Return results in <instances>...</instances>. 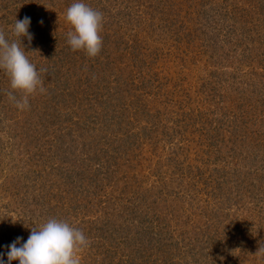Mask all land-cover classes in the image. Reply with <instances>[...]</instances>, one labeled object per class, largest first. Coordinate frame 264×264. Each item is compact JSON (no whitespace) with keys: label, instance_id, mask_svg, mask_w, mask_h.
Segmentation results:
<instances>
[{"label":"rangeland","instance_id":"374dc122","mask_svg":"<svg viewBox=\"0 0 264 264\" xmlns=\"http://www.w3.org/2000/svg\"><path fill=\"white\" fill-rule=\"evenodd\" d=\"M23 1L25 7L29 6L27 14L37 24L32 32L29 30L33 34V39L30 46L25 47L26 55L30 56L35 53L34 49L48 48L47 43L52 45L57 39H60L57 42L59 45L66 40L63 45L69 48L67 33L73 29L66 22L65 13L71 4L78 0H66L65 3L63 0ZM95 1L93 0V3ZM113 3L114 0H102L98 5L99 11L103 14L101 29L103 34H111L113 31L106 27L109 19L108 11L118 10V8H112ZM142 3L145 2L142 1ZM195 3V7L192 6ZM3 4L0 16L2 13L6 14V11H3L7 5ZM263 4L264 0H183L181 9L185 8L188 12L198 11L200 20L190 27V34L185 35L182 44L176 47L169 46L171 38L166 37L164 33L152 34L151 32L147 36L138 32L135 36L137 39H135L134 34L138 28L132 24L126 28L122 24L119 31L122 32V34L119 33L122 35L118 41L119 50H116L118 53L122 52V60H116L113 74L107 79L105 78L109 80L110 92L101 85L96 87L93 83L90 86L86 83L83 73L78 80L77 72L75 73V70L72 69L77 68V65L69 64L63 69L49 60L43 65V68L37 69L46 92L41 94L37 91L31 94L29 108L20 110L9 101L7 92L11 91L10 82L7 83L8 76L5 72L0 71V243H5L13 238L16 232L21 233L20 228L25 229L23 234L28 238L30 228H38L42 225L39 223L37 226V217L27 211L24 213V210L11 201L9 194L13 191V183L18 181L19 175H24L26 170L34 169L37 173L39 170L44 171V167L41 165L42 160L51 163L49 167L45 164L49 173L40 172L37 177H33L29 171L27 173L28 180L29 182L33 181V186L46 184L45 178L47 177L44 174L53 177L61 175L60 172L55 171L61 162L59 158H63L65 153L62 151L63 145L60 144L68 142L69 138H65L63 135L70 133L75 140L70 144V147L65 149L72 153V155L69 154V161L65 163V170L72 174L83 172L84 178L75 175L73 177L74 183H79L81 179L82 185L79 183L80 189H77L82 192V195L79 192L73 193L70 197V192L67 191L68 200L63 202V207L58 215L72 226L81 229L90 240V245L80 253L81 264H264V260L254 255L259 244L264 245V158L261 155V149L257 150L253 146L248 147L245 142L240 141L243 137L241 127L243 125L246 127L241 122V117L247 119L251 115L257 120L258 117H264ZM116 6H118L117 0ZM140 7L142 6H138L136 10L141 9ZM237 8H240V11ZM94 10L98 11V9ZM22 12L24 13L23 10H19L18 14ZM207 13L209 18L213 17L219 22L221 21V35H224V40L227 39L226 43L222 41L219 44V53L213 52L209 48L205 51L207 47L204 46V35L208 32L206 37H208V41L212 42L214 39L212 32L219 30L218 26L211 28L210 21L204 24L203 15H207ZM155 15L156 13H153L150 23H154L152 24L153 31L155 29L171 31L169 32L171 34L172 31H183V26L187 25V21L182 16L167 15L169 20H166L164 16L156 17ZM180 15L186 14L182 12ZM232 15H237L240 22H236ZM11 16L14 17V15ZM171 19L175 20V24L170 21ZM41 21L43 23H40ZM6 26L8 27L6 32L10 30L12 35L13 24ZM113 27H115L114 23ZM203 29H205V33L201 34ZM211 29L212 31H210ZM197 33L200 35L199 38H190ZM218 34L220 36V31ZM11 37L13 40L16 39L13 35ZM154 37L158 41L153 40ZM188 39H195L192 46ZM199 41L202 43L200 47L198 46ZM21 43L28 45L26 39H22ZM137 43L147 47L145 50L152 52V56L155 57L154 62L147 63L146 67L149 68V73L163 84L162 88L164 87V89H160L158 94H155L156 89L152 88L154 86H151L152 90L149 91V88L135 89L136 85L141 86L139 84L142 81V78L137 76L138 66L144 69L143 65L147 61L142 64L138 59H131L133 56L124 55L129 51L135 53L131 46L136 47ZM47 48L44 52L47 51ZM58 51L53 50L52 52L58 56ZM67 51L73 53L71 47ZM77 51L85 54L83 50L74 52ZM52 65L55 69H52ZM50 69L53 71L49 72ZM64 70L74 75L75 79L72 81L74 89L67 92L70 95H68L69 100L66 104L57 105L52 102L53 94L44 83H47V80L60 81V73H64ZM143 71L146 73L145 70ZM214 71L218 75L223 73L220 79L222 82L219 81L217 85L213 84L219 89L215 98H205L204 94L200 92V86L205 81L213 82L218 79L212 75ZM47 73L49 75H46ZM103 83L106 86L107 82ZM156 83L154 82V84ZM127 88L129 92H125L124 96L119 97V92ZM143 89H146L147 92ZM163 90L168 92L167 96L161 94ZM136 93L141 94L142 98L145 95L155 110L152 117L151 113H146L147 108L144 107V112L136 109L137 116L133 117V126L130 131L134 135L136 134V138L143 143V147L137 146L136 143L135 147H127L133 137L126 139L127 141L123 143L121 135L114 137L109 133L113 124L111 119H102L100 116V122L95 128H92L91 122L86 124L87 120L93 121L87 117L89 112L95 110V106H93L92 110L87 109L84 112L85 108L90 107L88 99L99 96L98 101L102 105L98 107L101 109L100 107L104 108L113 104L114 102L111 101L114 97L121 99V103L123 101L124 105L128 101H133L136 104L134 98ZM15 94L17 98L21 95L19 92ZM199 96L201 98H195V101H192L194 97ZM178 102L183 108L195 106L200 111L207 109L208 117L217 116L219 118L215 119L212 127L217 124L220 126L211 129V133L208 134L205 133V128H202L194 133H171L172 137L161 136L159 147L152 152L149 144L151 135L154 133L148 127L143 130L141 127L146 125V121L150 123L151 117L156 121L160 119L169 127H173L175 122L182 117L181 113L184 110L179 109ZM188 103L190 106L187 105ZM8 104L12 109L6 111ZM140 104L143 105L142 102ZM250 106L252 109L248 114ZM201 117H203V112ZM259 121L254 124L257 129L262 128V125H257L262 120ZM130 127L131 125L123 126L120 131L128 133L126 130ZM175 130L179 131L177 127ZM38 132L40 136H38ZM251 135H253L252 131ZM101 136L106 137L107 140ZM168 137L170 139L166 140ZM209 137L211 140H207ZM248 137L250 138V135ZM213 138L215 145L212 143ZM172 147H175L177 151V158L175 157L177 165L166 163L162 166V170L166 172L167 177L172 171L171 175H174L176 181L167 183L165 181L169 185L165 187L160 185V174L156 175L154 172L156 163L152 162H167V156ZM261 147H264L262 141ZM102 148L114 153L113 159L109 161L111 164L107 167L108 170L104 167L105 161L100 151ZM250 148L254 149L253 153L249 150ZM252 155H254V160L253 157H250ZM58 156L60 157L58 158ZM24 161L29 164H23ZM96 169L99 170V174L94 172ZM234 171H237L240 177L238 174L233 177ZM250 173L254 174V180ZM92 174L97 176V180L91 177ZM124 176L127 178L125 179ZM135 176L138 178L139 188L125 184L126 180L130 181ZM228 178L230 179L228 180ZM236 178L243 181L244 187H246L243 193L244 198L240 199L238 203L239 207L241 206L243 209L232 205L230 210L231 215L235 212L238 216V220H235L237 226L234 222L229 224L223 222L216 227H205L202 235L195 233L192 229L195 222L204 225L201 216L203 211L213 214V212L209 213L210 209L215 207L220 199L229 198V193L233 195L230 190L236 189V183L232 182ZM251 180L253 184H251ZM66 181L68 186H74L70 180ZM87 183L94 185L85 190L84 186ZM171 185L174 189L171 188ZM63 187L65 186L61 185V188ZM121 187H126L128 193L136 189L134 193L136 198L133 197V199L137 200L135 203L141 204L140 211L147 212L149 215L145 216L150 219L142 224L143 227L132 225L130 222L132 221L130 207L133 206L130 203L133 200L126 202L122 209L119 203L121 198L117 197ZM146 188L151 189L147 190ZM140 196H142L141 201H139ZM159 196L168 199L158 201L160 197L157 198V202L153 203L152 197ZM236 198L239 197L231 199ZM250 210L252 213L249 216ZM147 224L149 227L145 228ZM158 225L167 229L165 233L160 234L159 238L156 234ZM102 226L104 229H112L111 232L104 230ZM124 227L129 229H124ZM169 230H171L169 233L173 238V244L167 242L169 241L167 235ZM229 233L233 235L229 237ZM196 239H200V243L192 250L190 249L192 245H189L188 240L194 244ZM204 240L209 242V246L201 249L200 245Z\"/></svg>","mask_w":264,"mask_h":264},{"label":"trees","instance_id":"16d2710c","mask_svg":"<svg viewBox=\"0 0 264 264\" xmlns=\"http://www.w3.org/2000/svg\"><path fill=\"white\" fill-rule=\"evenodd\" d=\"M31 1V0H29ZM66 0H63V3H65ZM118 1V6H116V0H114V3L112 5L113 9H117L116 11L110 10L108 11V21H107V25L106 27L111 28V30L113 29L111 34H103L102 31H100V35L102 37V48L100 53L96 56V57H86V53L85 54H81L79 51L74 52L71 54V51H67L69 48L65 45H63V43L66 42L63 41V43L61 45H59L57 42L60 41V39L55 40V42L50 45V43L48 42V48L47 47H41V49H34L35 53L31 54L30 56H28V58L30 59V61L32 63H34L37 67V69L40 67L43 68V65L45 63H47L49 60L51 62H53V64H56L57 67L59 68H63L65 69V66H68L69 64H71V66L73 65H77V68H72L73 70H75V73L78 77L83 73L85 76V81L86 83H88L90 86L91 84H95L94 86L99 87V85H101V87L105 88V90H107L108 92H110V88L108 87L110 86L108 84L109 80H106L107 77H110L113 74V69H115L116 67V60H122V52H117L116 50H119V43L118 41H120V38L122 35V32H119L120 29L122 28V24L124 25V27L127 28V26L129 24L134 25V27H137L138 30L137 32L134 34V38L136 36V34H138V32H140L143 35H147L148 34H160V33H164L166 34V37L171 38V44H169V46H178L182 44V41L184 40V37H186L185 35L190 34L189 31L190 27L195 24L196 21H199L200 18L198 17V11L194 10L192 12H188L185 8H182V3L183 0H117ZM142 1H144L145 3H142ZM203 1V0H202ZM22 2V4H21ZM83 2L85 4H87L88 6H90L93 9H98V11L100 10L98 5L99 3L102 2V0H96L95 3H93V0H83ZM3 3H6V7L4 8V11H6L5 13H2L0 16V27L1 30H3L5 32L6 38L9 39L10 41L13 40V38L11 37V31L8 30L6 32V29L8 28L6 25H10L13 24L16 20H20L23 19L25 16L29 15L27 14V11L29 10V6L25 7L24 1L23 0H0V11H2V6H4ZM204 4V2H202ZM142 6L140 7L141 9H139L138 11L136 10V8H138V6ZM196 3L192 6L195 7ZM264 5V4H263ZM25 8V9H23ZM240 11V8H237ZM236 9V12H237ZM19 10H23L24 13L22 12L21 14L19 12ZM182 12H184L186 15H180ZM153 13H156V17H159V15L164 16V18H166V20L169 18L166 17L167 15L171 16V17H179L182 16L185 18V21L187 25L183 26V31H172L171 34H169V32L171 31H157V29H155V31H153V26L152 24H150L152 21L151 19L153 18ZM239 14V13H237ZM11 15H14V17H12ZM240 15V14H239ZM160 16V17H161ZM204 17V24H206L207 21H210V23L212 24L211 28L218 26L220 31V36L218 34V32H212L214 39L212 40V42L208 41V37H206V35H208V32L204 35V46H206L207 48H205V51L209 48V50L219 53L218 48H219V44L223 41L224 43H226V40H224V35H221V31H222V27H221V21L219 22L217 19L209 18L208 17V13L207 15H203ZM233 18L235 19L236 22H238V16L237 15H232ZM118 17V18H116ZM116 18V19H115ZM162 18V19H164ZM219 18H220V13H219ZM31 19V23L29 26V30L32 32V30L35 28V25H37L33 19L30 17ZM159 20H161V18H158ZM114 20V21H113ZM171 22L173 21V24H175V20L171 19ZM240 22V21H239ZM113 23L115 25V27H117V29H114L115 27H113ZM2 24V25H1ZM103 24V23H102ZM142 26V28H141ZM156 28V27H155ZM234 29V28H233ZM151 30V31H149ZM212 31V29L210 30ZM120 33V34H119ZM205 33V29H203L201 31V34ZM140 38H142V36L139 35ZM200 35L199 33L190 36L191 39L193 38H199ZM137 39V38H135ZM141 40V39H140ZM153 40H157V38H153ZM189 40V39H188ZM199 40V39H198ZM187 41V40H186ZM194 40H189L188 42L191 44L194 43ZM176 44H173L175 43ZM166 45V43H163ZM202 43H200V41L198 42V46L200 47ZM168 45V44H167ZM128 47V46H127ZM45 48H47V51L44 52ZM131 48L135 51V53H131L129 51V53H125L124 56H133L131 57V59H138L142 62V64H144L146 61V63L143 65L144 69L138 66V74L137 76H139V78L141 77L142 81L139 85L141 86H135V89L137 88L139 90L140 87L142 88H149L150 89L151 86H154L152 88L156 89L155 94H158V92H160V89H164V87L162 88L161 82L157 81L156 77H154L153 74L149 73L150 71H148V67H146V64L151 62L153 63L155 60V57L152 56V52H147L145 49H147V47L144 46H140L138 43L136 44V47L131 46ZM126 49V48H125ZM128 49H130L128 47ZM153 49H157V48H153ZM53 50H59L57 52L56 56L52 51ZM143 50V51H142ZM176 53L178 54L177 50L175 49ZM85 52V51H83ZM187 52V51H186ZM117 54V55H116ZM70 57H67V56ZM121 55V56H120ZM156 56V55H155ZM68 58V59H67ZM186 60V59H185ZM75 62H77L76 64H74ZM141 65V64H139ZM52 69H55L54 65H52ZM50 69L49 72H52L53 70ZM145 70L146 73L143 71ZM3 71V70H0ZM43 71V70H42ZM148 72V73H147ZM46 75H49L48 73ZM153 75V76H152ZM212 75L216 76L218 79L213 80V82L209 81H205L203 83H201L200 86V92L201 94H204L203 97L205 98H215L218 92V88L215 86L218 84V82H222L220 79L222 78L223 73H220V75L217 74L216 71L212 72ZM74 75H72L69 72H66L64 70V73H60V78L61 80L56 82V81H48L47 83H44L45 86L47 87L48 90L51 91V93L53 94L52 96V102H54L57 105L63 104V103H67V101L69 100V97L67 92H69V90H71L73 88L72 85V81L75 79L73 77ZM152 76V78H150ZM224 77V76H223ZM106 78V79H105ZM154 79V80H153ZM57 80H59V78H57ZM144 81V82H143ZM56 82V83H55ZM103 82H107L106 86L105 83ZM154 82H157L156 84H154ZM7 83H9V78ZM60 83V84H58ZM215 83V85H213ZM131 85V84H130ZM219 87V86H218ZM237 88H239L237 86ZM74 89V88H73ZM146 91V89H143ZM125 92L128 93L129 90L127 89H123L122 91H120V95L119 97H122L125 95ZM199 92V91H198ZM115 93L117 94V92L115 91ZM145 94V93H143ZM142 94V95H143ZM161 94L166 95L168 94V92H164V90L161 92ZM221 94V93H220ZM135 97V101L136 104L133 103V101H128V103H126L124 105L123 101L121 103V99H118L117 97H114L112 99L111 102H114L113 104H109L107 106L100 107L101 109H99L98 106H101L102 104L98 101L100 98L95 97L93 99H88L89 102L88 104H90L89 108H85L84 112L87 111V109L92 110V107L95 106V110H92L91 112L88 113V117L87 118H91V120L93 121H86V124L91 122L92 128H95L96 125L98 124V122H100L99 117L101 116L102 119H106V120H112L113 124H112V128L111 131L109 133H111L114 137H117L119 135L122 136V141L123 143L125 141H127L126 139H129L131 137H133L132 141L129 142L127 147L130 146H134L135 147V143L138 144L137 146L139 147H143V143L141 141L138 140V138H136V134L134 135L130 129L132 128V124H133V117L134 115L137 116L136 114V109H139L140 111L144 112V107L147 108L146 109V113H153L155 112V110H153V105H150L151 101H148L147 98H145V95H143V98L141 97V94L136 93L134 95ZM159 96V95H157ZM85 98H88L87 96H85ZM195 98H201L199 97H194V99L192 101H195ZM142 102V106L139 103ZM175 104V103H174ZM150 107H148V106ZM177 105L179 106V109L182 111L181 115L182 117L177 120L175 122V125L173 127H169V125L167 123H165L162 120H158L156 121L153 117L149 119L150 123L148 121H146V125L142 126L141 129H151L152 133H154L153 135H151L150 138V148L151 151H155L157 149V147H159V142L161 141V136H171V133H178V134H182V133H194L197 130H200L202 128H205V133H211V129H215L216 127H219L220 125H216L212 127V124L214 123L215 119L218 120L219 118H217V116H212V117H208L206 115V113H209V111L207 109H203V111L197 110V108L194 107H186L183 108V106H181V103H177ZM189 105V103L187 104ZM7 106V110L9 111V109H12L11 107H9V104L6 105ZM113 106V107H112ZM175 106V105H174ZM190 106V105H189ZM112 107V108H109ZM57 108V106H56ZM251 109L252 107L250 106L249 112L248 114L251 113ZM203 112V117H201ZM212 112V111H211ZM264 116V114H263ZM259 119L257 120L256 117H253L251 115L248 116V118H243L241 117V122L244 123L246 125V127H244V125L241 127L243 134H242V138L240 139V141H243L246 143V146H253L255 147L257 150L261 149V152L264 158V147H261V141L264 145V117H258ZM261 122H260V121ZM259 121L260 123H258L257 125H262L261 129H257L254 124ZM53 122V121H52ZM217 122V121H216ZM24 124V123H23ZM53 124V123H52ZM51 124V125H52ZM150 124V125H149ZM127 125H131L130 128H128L126 131L128 133H125L124 131H120V129L124 126L126 127ZM177 127V129L179 131H176L175 128ZM212 127V128H211ZM46 130V129H45ZM251 131L253 133V135H251ZM38 136H40L39 132L37 133ZM160 134V136H159ZM250 135V138L248 137ZM159 136V138H157ZM166 136V137H167ZM63 137L65 138H69L68 142H61L60 145H63V152H65L63 154V158H61L60 156H58L59 160L61 161L57 167L55 168L56 172H60L61 175L58 174V176H51L49 174H44L47 178H45L46 184H35L33 186V181L31 180L29 182L28 177L29 175L27 174L29 171L30 173L33 175V177H37L39 175V173H45L48 172V168L46 167V165L49 167L51 166V163H48L47 160H42L41 165L44 167V171L39 170V173L35 172L34 169L31 170H26V172L24 173V175H19L20 179H24L22 182H20L19 180L14 182L12 185L13 191H11L10 198L11 201H13L15 204H17V206L19 208H21L22 210H24V213L27 211L29 212V214H31L32 216H36L37 217V221H36V225L38 226L39 223H45L49 218H55L58 220H63V218L59 215L58 213L60 212L61 208L63 207V202L66 201V199L68 200L67 197V191L70 192V197L73 193H79L80 190H78L77 188L80 189V185L79 183L82 185L81 179L79 183H74L73 181V177L75 176H80L81 178H84V174L83 172L81 173H76V174H72L71 172L66 171L65 169V163H67L69 161V154L72 155L70 150H65L67 149V147H70V144L74 143L75 138L70 135V133H65V135H63ZM166 138V140L170 139V138ZM101 138L106 139V137L101 136ZM104 140V141H105ZM207 140H211V137H209ZM212 143L215 145V141L214 138L212 139ZM258 145L259 147H257L256 145ZM163 148V147H162ZM75 150V149H74ZM252 153L253 150H251V148L249 149ZM102 153V158L105 161V169L108 170V166L111 164L109 161L113 159V152H110L107 149L102 148L101 150ZM177 151L175 147H172V150L170 151V153L167 156V162L165 161H153L152 163L155 164L156 163V168L154 170V172L156 173V175L160 174V182H161V186H169L166 183L169 181H176L174 178V175L172 174V171L168 174L169 176L167 177L166 172L164 170H162V166L164 164H173L174 166L177 165V159H175ZM73 155H75L73 153ZM255 155V154H254ZM254 155L250 156L251 158L253 157L254 160ZM32 157V156H31ZM75 157V156H74ZM30 161V160H29ZM108 161V163H107ZM26 163V164H25ZM25 165H28L29 162L24 161ZM37 165V162L35 163ZM46 164V165H45ZM34 165V163H33ZM22 166V165H21ZM54 166V164H53ZM114 170V169H113ZM175 171V170H174ZM94 172H97L98 174L100 173L98 169L94 170ZM49 173V172H48ZM54 173V172H53ZM239 176V173L236 171L233 172V177L235 175ZM251 174V178L254 180V174ZM91 177L96 179V175L92 174ZM125 179L127 178L126 176H124ZM240 177V176H239ZM61 178V179H60ZM134 179L128 181L125 179L123 180V182L125 181V184L127 185H132L134 187L139 188V182H138V178L133 177ZM230 178H228L229 180ZM66 180H70L71 183L74 186H68L67 185V181ZM97 180V179H96ZM166 181V183H165ZM179 181V180H178ZM224 182V181H223ZM232 182L236 183V189L235 190H230V192H233V195L231 193H229V198L225 197L219 200L218 204L215 207H212L210 209V212H213V214H208L205 210L203 211V213L201 214L202 218H203V223L204 225H201L197 222L194 223L193 226V230L195 233H200L202 235L204 228L205 227H216L217 225H221L223 224V222H225L226 224H229L231 222H234V224L237 226L236 221L237 219V215L235 212H233V215L230 214V210H231V206L234 205L236 208L238 209H243L241 206L239 207L238 203L240 202V199L242 200L243 197V193L245 192L244 189H246V187H244L243 181H239L237 180V178L235 179V181L232 180ZM242 182V183H241ZM152 184V183H151ZM172 184V183H171ZM251 184H253V181L251 180ZM61 185L65 186L63 188H61ZM91 185L93 186L94 184H90L87 183L86 186H84L85 190H88ZM96 185V184H95ZM164 188V187H163ZM171 188L174 189L173 185H171ZM176 188V187H175ZM147 190H150L151 188H146ZM74 190V191H73ZM146 190V192H147ZM172 190V189H171ZM135 191L136 189H133L130 193H128V190L126 189V187H121L118 190L117 193V197L121 198L120 199V205L122 207V209L125 207L126 202H130V205H133L131 209V216L130 218H132V221H130L133 224H136L140 227H143L142 224L145 221H148L150 219H148L147 216L145 215H149L147 212H141L140 211V206L141 204L135 203L136 201H134L133 197H135ZM169 191V190H168ZM162 192H165L162 190ZM87 193H85V196ZM95 194V193H93ZM92 194V195H93ZM80 195H82V192H80ZM239 197L236 199H231L234 197ZM161 197V198H160ZM136 198V197H135ZM142 196L139 197V201H141ZM152 202H157V198H160L158 201H160L161 199H166L167 197L164 196H159V197H152ZM168 199V198H167ZM232 200H234L233 202H231ZM151 206V205H150ZM34 208V209H33ZM251 208V207H248ZM152 210L154 211V208L152 207ZM238 211V210H237ZM251 210L249 212V216L251 214ZM140 214H143L140 216ZM138 217V218H137ZM147 219V220H145ZM236 220V221H235ZM146 223V222H145ZM103 227V226H102ZM149 227L148 224L145 226ZM159 228H156L157 231V238L160 237V234L165 233L164 226L158 225ZM100 229V228H99ZM104 229V227H103ZM124 229H129V228H125ZM21 233H14V237L7 240L5 243H0V253H6L7 249H6V245L10 244L13 240H15L17 237H23L21 242L24 243L25 239L27 240L26 236L23 234L25 232L24 228H20ZM104 230H108V228L104 229ZM112 230V229H111ZM111 230H108L109 233L111 232ZM24 231V232H23ZM127 232V231H126ZM161 232V233H160ZM171 232V230L168 231L167 235L168 240L167 242H170L171 244L174 243L173 238L171 237V234L169 233ZM229 237H231L233 234L229 233ZM127 235H129V233H127ZM125 235V236H127ZM153 236V235H152ZM228 237V238H229ZM198 238V237H197ZM157 241H159V239H156ZM197 241H195V243L193 244L190 240H188L189 245L192 247L190 249H192L193 247H196V245L200 243V239H196ZM207 240V239H205ZM201 243L200 247L201 249H205L207 246H209V242L205 241ZM220 241L222 239H219ZM120 244V242H119ZM252 244V243H251ZM262 245V244H261ZM193 250V249H192ZM4 259L6 260V255L4 256ZM12 264H18V261H13Z\"/></svg>","mask_w":264,"mask_h":264},{"label":"clouds","instance_id":"9594fccd","mask_svg":"<svg viewBox=\"0 0 264 264\" xmlns=\"http://www.w3.org/2000/svg\"><path fill=\"white\" fill-rule=\"evenodd\" d=\"M65 19L73 29L67 33L71 49L83 50L87 56L96 57L103 43L100 35L102 12L78 0L67 8ZM30 23L28 16L15 19L12 35L16 39L11 41L0 30V70L9 78L11 91L7 92L8 99L20 110L29 108L31 94L46 92L40 72L25 51L33 39V34L29 32ZM22 39H26L28 45H22ZM16 92L21 94L19 98ZM21 240L22 237H17L5 246L7 251L0 253V264H12L13 261H18V264H81L80 253L90 245V240L81 229L55 218H49L38 228H30L27 240L24 243ZM254 255L264 260V245L259 244Z\"/></svg>","mask_w":264,"mask_h":264}]
</instances>
